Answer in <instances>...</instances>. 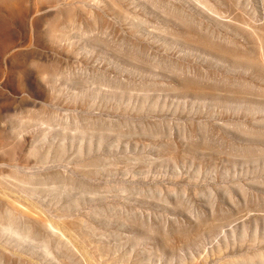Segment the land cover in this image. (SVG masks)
<instances>
[{
    "label": "rangeland",
    "instance_id": "obj_1",
    "mask_svg": "<svg viewBox=\"0 0 264 264\" xmlns=\"http://www.w3.org/2000/svg\"><path fill=\"white\" fill-rule=\"evenodd\" d=\"M0 264H264V0H0Z\"/></svg>",
    "mask_w": 264,
    "mask_h": 264
}]
</instances>
